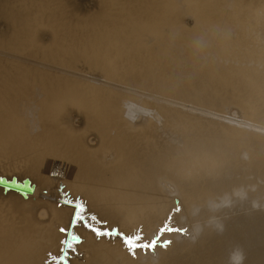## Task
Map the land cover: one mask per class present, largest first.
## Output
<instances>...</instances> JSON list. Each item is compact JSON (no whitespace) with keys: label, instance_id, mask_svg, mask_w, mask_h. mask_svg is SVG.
I'll return each mask as SVG.
<instances>
[{"label":"bare ground","instance_id":"1","mask_svg":"<svg viewBox=\"0 0 264 264\" xmlns=\"http://www.w3.org/2000/svg\"><path fill=\"white\" fill-rule=\"evenodd\" d=\"M2 181L0 264H264V0H0Z\"/></svg>","mask_w":264,"mask_h":264},{"label":"snow or ice","instance_id":"2","mask_svg":"<svg viewBox=\"0 0 264 264\" xmlns=\"http://www.w3.org/2000/svg\"><path fill=\"white\" fill-rule=\"evenodd\" d=\"M76 208L80 209L81 211H78L76 213L77 218L81 221H83L85 219V217L82 215V212L85 210L84 206H82L81 204L77 203L76 204ZM92 219H95V217H92ZM170 219V218H169ZM94 232H96V235L99 237L101 235L104 236H109L111 237L112 232L116 231V234L121 238L124 246L126 247V249L129 251L130 254H132L133 256L136 253L137 249H144V250H148V249H154L158 243H160L161 247H167V245L169 243H171V241L169 240H165L163 242L159 241V236H156L155 238H153L150 242L145 240L143 238V236L141 234H135V235H125L122 232H119V230H112V229H106V230H99L96 228L92 229ZM61 231H65L64 229H61ZM165 231L171 233V232H178L181 234H184L186 232V229L181 228V227H169L167 224L161 228L160 230V234L162 235ZM73 240H77V237H72ZM68 247L72 248V244L69 242L68 243Z\"/></svg>","mask_w":264,"mask_h":264},{"label":"water","instance_id":"3","mask_svg":"<svg viewBox=\"0 0 264 264\" xmlns=\"http://www.w3.org/2000/svg\"><path fill=\"white\" fill-rule=\"evenodd\" d=\"M0 183H1V185L5 186V187H7V188H11V189H14V190H17V191L23 192V193H31V192H32V189H30L29 187H27V186H22V185H17V184H15V182L7 183V182H5V181H2V182H0ZM72 237H73V236H69L68 240H69V241H70V240H73ZM73 241L78 242L79 239H77V240H73ZM62 259H63V257H62ZM63 260H64V259H63ZM64 263H66V262L64 261Z\"/></svg>","mask_w":264,"mask_h":264},{"label":"clouds","instance_id":"4","mask_svg":"<svg viewBox=\"0 0 264 264\" xmlns=\"http://www.w3.org/2000/svg\"><path fill=\"white\" fill-rule=\"evenodd\" d=\"M231 260L232 264H242L243 256L239 252H234Z\"/></svg>","mask_w":264,"mask_h":264},{"label":"rangeland","instance_id":"5","mask_svg":"<svg viewBox=\"0 0 264 264\" xmlns=\"http://www.w3.org/2000/svg\"><path fill=\"white\" fill-rule=\"evenodd\" d=\"M83 2H89V0H86V1H84V0H82Z\"/></svg>","mask_w":264,"mask_h":264}]
</instances>
